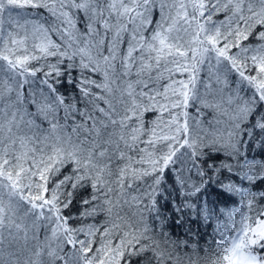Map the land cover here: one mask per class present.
Masks as SVG:
<instances>
[{"label":"snow or ice","instance_id":"obj_1","mask_svg":"<svg viewBox=\"0 0 264 264\" xmlns=\"http://www.w3.org/2000/svg\"><path fill=\"white\" fill-rule=\"evenodd\" d=\"M213 220L264 264V0H0V264H184Z\"/></svg>","mask_w":264,"mask_h":264},{"label":"trees","instance_id":"obj_2","mask_svg":"<svg viewBox=\"0 0 264 264\" xmlns=\"http://www.w3.org/2000/svg\"><path fill=\"white\" fill-rule=\"evenodd\" d=\"M222 18V17H221ZM215 195L212 196V199H215ZM236 203L233 204L231 202L228 203L227 207L229 209L236 208L239 209V198H236ZM219 208H223L224 205L220 204L218 205ZM103 219V218H101ZM93 221H89V223H92ZM220 225L227 224L228 227H230V224H228L226 218H222L219 222ZM218 223L216 220L212 221V226L209 228H204L201 226L199 228V235H196V225H193V234L190 237L187 252L190 254L189 256H184V264H191V262H195V264H209V261L212 258V253L215 250V245L219 241V234L215 232V229H217ZM174 232L180 233V238L185 239L186 237L183 236V230L182 229H173ZM99 238H97L98 241ZM97 246H99V243L97 242ZM198 246V251H197ZM182 253L184 249L182 248Z\"/></svg>","mask_w":264,"mask_h":264}]
</instances>
